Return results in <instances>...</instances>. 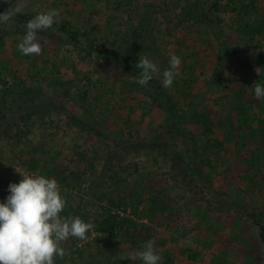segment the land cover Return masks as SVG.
<instances>
[{
  "label": "rangeland",
  "instance_id": "374dc122",
  "mask_svg": "<svg viewBox=\"0 0 264 264\" xmlns=\"http://www.w3.org/2000/svg\"><path fill=\"white\" fill-rule=\"evenodd\" d=\"M245 2L27 0L19 13L26 19L0 23V202L21 173L59 175L66 202L94 225L85 240L70 237L55 264H143L135 252L152 239L160 262L169 255L175 264H264L259 229L215 206L217 193L203 192L174 162L169 117L148 88L93 48L147 55L160 68L154 78L161 86L170 57H180V75L163 90L180 113L197 107L211 123L221 121L206 135L188 118L198 161L220 198L264 214V141L250 135L264 122V99L251 90L264 83L255 71L264 72V0L252 10ZM9 6L0 0V14ZM49 9L59 16L37 33L41 54L24 56L17 46L26 23ZM66 22L93 45H73L59 30ZM156 193L165 208L153 212ZM109 215L130 217L139 232H100Z\"/></svg>",
  "mask_w": 264,
  "mask_h": 264
},
{
  "label": "clouds",
  "instance_id": "9594fccd",
  "mask_svg": "<svg viewBox=\"0 0 264 264\" xmlns=\"http://www.w3.org/2000/svg\"><path fill=\"white\" fill-rule=\"evenodd\" d=\"M3 2L10 6L0 14V23H8L27 6V0H15V4L12 0ZM58 16L56 9L37 12L26 23V34L18 50L24 56L40 55L42 46L37 33L52 28ZM181 63L180 57H170L169 68L162 73L163 87L172 86L180 75ZM135 67L141 70L137 83L142 87H146L154 75H160L157 64L143 53ZM255 71L257 75H264L260 68ZM251 90L256 99H264V83L255 82ZM20 175L19 183L9 185L6 202H0V264H55L57 257L63 259L66 255L63 244L70 237L85 240L94 225L79 216H61L67 202L56 179L39 173ZM135 256L143 264H159L162 259L155 239L144 242Z\"/></svg>",
  "mask_w": 264,
  "mask_h": 264
},
{
  "label": "trees",
  "instance_id": "16d2710c",
  "mask_svg": "<svg viewBox=\"0 0 264 264\" xmlns=\"http://www.w3.org/2000/svg\"><path fill=\"white\" fill-rule=\"evenodd\" d=\"M243 8L247 10L256 9V0H246ZM18 17H20V20H23V18L26 19L25 15L18 14ZM59 30L67 34L69 41L75 46H79L80 44L85 45L86 42L93 45L95 42L89 37L87 32L80 33L78 30L72 28L71 24L68 22L60 24ZM138 37L143 39L144 34H139ZM217 38L220 39L219 36H217ZM84 39L86 42L83 41ZM93 48L108 56L107 58L109 61L114 62L119 68L125 72H128V74L139 77L141 70L135 67V65L139 62V58L136 53L129 50L126 51L125 54L121 52H115L108 47H106V49L103 48L102 44L94 45ZM253 59L259 62V59L256 55L253 57ZM146 87L148 88L150 97L153 98L155 103H158L165 110L169 117L171 133L173 135L172 138L176 139L175 146H177L175 148L173 144L170 145L173 151V159L178 166L182 167L183 172L185 173L184 176H192L193 179L197 177L200 181L201 190L203 192L206 190L207 193H210L211 190H213L215 193H217L219 197L217 200L215 199V206L235 211L243 218L250 221L252 225L256 226L259 229L260 240L264 244V214L262 207L250 208L247 204L231 201L228 197H222L223 199L220 198L222 193H219L214 189L212 179L203 169V162L201 160L198 161V159H200L198 158L199 150L197 148L194 130L190 132L188 129H186V123L188 122L189 117H191L189 122H193L197 128H201L202 133L206 135L213 133L211 125L218 127L221 121L219 120L211 123L209 114L199 113L197 111V107H191L190 109L188 108L186 111L180 113L177 104L172 99V96L163 90L160 82L154 77L151 81H149ZM3 116L5 115L3 114ZM260 127H264V122L259 124L258 132L256 134L250 133V135H254L257 138L260 137L261 140L264 141V132L260 130ZM218 142L220 143V141ZM178 146L185 148L183 151H179ZM60 177L61 176L59 175L56 176V180H60L58 179ZM62 180L64 181L66 179ZM212 202H214V199H212ZM152 204L153 206L151 207V210L153 212H155L157 208H165L163 201L161 200L160 193H156L154 195L152 198ZM61 216H76V214L73 212V208L68 202L66 203V207L61 213ZM97 229L100 232H104L105 234L108 233L111 236H117L118 234H124L128 236L133 231L134 234H131V236L134 237V235H136L135 233L139 232V225L130 217L109 215L102 221ZM159 264H175V262L168 255V258L164 259L162 262H159Z\"/></svg>",
  "mask_w": 264,
  "mask_h": 264
}]
</instances>
